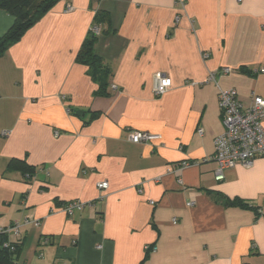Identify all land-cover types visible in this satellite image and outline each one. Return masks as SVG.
<instances>
[{
    "label": "crops",
    "instance_id": "1",
    "mask_svg": "<svg viewBox=\"0 0 264 264\" xmlns=\"http://www.w3.org/2000/svg\"><path fill=\"white\" fill-rule=\"evenodd\" d=\"M97 10L101 94L75 60ZM14 20L0 9V37ZM262 67L264 0H60L0 54V228L21 224L16 262L264 264V157L221 181L213 159L217 85L264 99ZM156 72L171 79L161 96ZM73 200L91 204L68 216Z\"/></svg>",
    "mask_w": 264,
    "mask_h": 264
},
{
    "label": "built area",
    "instance_id": "2",
    "mask_svg": "<svg viewBox=\"0 0 264 264\" xmlns=\"http://www.w3.org/2000/svg\"><path fill=\"white\" fill-rule=\"evenodd\" d=\"M72 5L67 4L66 10H72ZM92 31L98 35L99 29L93 27ZM230 68L220 69V73H229ZM264 72V67L259 69ZM215 72L209 73L207 80L215 79ZM154 94L161 96L167 92L171 86V79L161 73L156 72L153 75ZM218 105L220 109L221 122L223 125L222 132L214 139V178L217 181L224 179L225 170L236 165L249 167L254 159L264 157V99L258 95H252L250 101L244 104L235 88H221L217 85ZM203 130L198 129L197 133L202 135ZM6 134V133H4ZM59 132L55 131L54 135L58 136ZM160 135L151 134L146 131L131 130L127 139L134 143L147 142L159 139ZM97 188L104 191L108 187L107 181L97 182ZM90 201L73 200L65 203L61 211L70 216L75 211L82 210ZM191 205V203H188ZM20 223H12L0 228V235L6 237L3 247L12 248L20 235ZM154 249V248H153Z\"/></svg>",
    "mask_w": 264,
    "mask_h": 264
},
{
    "label": "trees",
    "instance_id": "3",
    "mask_svg": "<svg viewBox=\"0 0 264 264\" xmlns=\"http://www.w3.org/2000/svg\"><path fill=\"white\" fill-rule=\"evenodd\" d=\"M59 1L60 0H0V9L12 15L15 19L13 25L2 37H0V54L7 47L17 42L30 27H32ZM102 22L109 26V15L106 11L97 10L93 17V26H91L87 32V35L82 41L75 57L77 63L87 67L89 76L97 85V94L104 93L105 88L108 86L107 81L110 73L109 67L105 65L103 60L94 52V45L97 41L98 35L92 31V28ZM108 31L109 30L106 32ZM240 69L251 73V71H248L243 67ZM9 168L18 169L26 174L27 177L31 176L32 168L23 160L12 159L9 162ZM219 198L226 206H236L241 208L252 207L238 198L229 199L223 196H219ZM5 241L6 237L0 235V264H20L16 262L15 257L20 249L19 242L12 244L13 249H10L9 247H3ZM153 248L154 245L147 249L152 251Z\"/></svg>",
    "mask_w": 264,
    "mask_h": 264
},
{
    "label": "water",
    "instance_id": "4",
    "mask_svg": "<svg viewBox=\"0 0 264 264\" xmlns=\"http://www.w3.org/2000/svg\"><path fill=\"white\" fill-rule=\"evenodd\" d=\"M75 114L81 116L82 112L81 111H76Z\"/></svg>",
    "mask_w": 264,
    "mask_h": 264
}]
</instances>
